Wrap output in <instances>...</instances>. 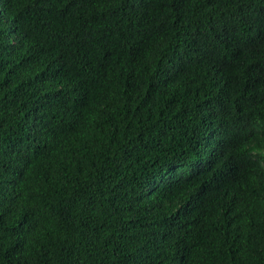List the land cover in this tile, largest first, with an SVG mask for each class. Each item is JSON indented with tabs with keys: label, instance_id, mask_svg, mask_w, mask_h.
Here are the masks:
<instances>
[{
	"label": "trees",
	"instance_id": "1",
	"mask_svg": "<svg viewBox=\"0 0 264 264\" xmlns=\"http://www.w3.org/2000/svg\"><path fill=\"white\" fill-rule=\"evenodd\" d=\"M0 264H264V0H0Z\"/></svg>",
	"mask_w": 264,
	"mask_h": 264
}]
</instances>
